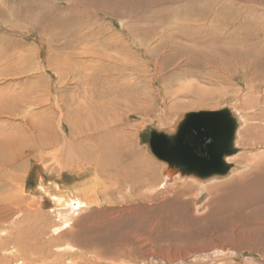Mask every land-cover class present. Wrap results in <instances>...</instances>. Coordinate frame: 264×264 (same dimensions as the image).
Wrapping results in <instances>:
<instances>
[{
  "label": "rangeland",
  "instance_id": "obj_1",
  "mask_svg": "<svg viewBox=\"0 0 264 264\" xmlns=\"http://www.w3.org/2000/svg\"><path fill=\"white\" fill-rule=\"evenodd\" d=\"M0 72V103L33 102L30 110L46 121L38 137L46 133L56 144L65 131L71 140L74 126L95 147L92 133L114 120L140 161L153 162L134 180L114 181L103 171L75 177L77 160L61 153L62 143L33 147L24 135L15 149L31 146L23 166L16 167L11 150L1 158L0 199L10 202L0 201V264H264V197L247 202L264 192L263 183L215 216L223 185H188L189 177H177L161 190L164 161L149 145L152 126L172 133L186 114L230 109L246 118L261 143L241 137L246 150L224 180L252 172L264 180V0H0ZM90 74L94 80L83 84ZM105 75L114 81L102 83ZM106 89L117 93L92 98ZM57 103L75 111L70 125L55 120ZM22 119L3 118L0 126L15 132ZM255 157L258 166L248 165ZM12 173L22 176L18 187L9 186ZM90 181L99 185L100 200L56 237V191ZM21 200V208L10 210ZM20 233L31 247L16 251L11 244L21 242ZM66 243L80 249L56 250ZM26 248L39 253L29 259L21 252Z\"/></svg>",
  "mask_w": 264,
  "mask_h": 264
},
{
  "label": "bare ground",
  "instance_id": "obj_2",
  "mask_svg": "<svg viewBox=\"0 0 264 264\" xmlns=\"http://www.w3.org/2000/svg\"><path fill=\"white\" fill-rule=\"evenodd\" d=\"M94 76H95L94 74L86 75L82 83L88 85L91 81L94 80ZM87 77H88V80H86ZM100 78H102L101 79L102 83L109 85L110 83L114 81L115 76L105 75L104 77H100ZM111 90L112 89H108L107 91L106 89L105 91L104 90L100 91V93L98 94L95 92L94 94H92V98H97L100 95L101 96L108 95V94L111 95L113 92L117 93L114 90L112 91ZM87 92L88 91H85L83 96L80 95L77 98L80 99L81 101H82V98L87 99L88 97L86 94ZM12 95L14 97L15 94H12ZM32 103L30 104L29 102L27 105H24V107L23 105H16L14 102L8 105L0 103V120L3 118L13 119V118L20 117V116L23 118L22 119L23 125L21 126V128L19 127L18 129H15V132H14V128L12 127L9 128L7 126H0V164L2 167L5 168V165L1 161V158L6 157V152L8 150H11L15 154V155L13 154V161L15 165L18 161V165L16 166L17 168H20L21 166H23V163L25 162L24 159H27V157L25 156H31L29 155L31 153L29 152H28L29 154L27 153L28 150L31 151L30 150L31 146L29 145L23 148L21 151L18 150L20 154H17L18 152H16L15 150L17 148V145L20 143V141L23 140V138L21 137H24V135L31 136V138H33L32 141L35 144L33 147H36L38 142H40L46 147L49 146L48 148H54L57 145L62 143L63 147L60 150L61 153L63 150H67L68 156L70 158L77 160L76 164L73 166L74 168H72V174L75 177L76 175L79 176L82 173H87L88 171H92L95 176L97 175L99 171H103V172H107V174L110 175L114 181H123V180L128 181V180H134L136 175L137 176L141 175V172H145V173L148 172L149 166L151 164L153 165V162L146 163L147 161H144V162L140 161L142 157L141 153L139 152L134 153L133 149H135V147H133L132 145H129V142H130L129 133L126 132L125 128H122L121 122L114 121V120L106 123L103 129H101V127L96 128L95 130H98V134L94 135L92 133L91 140H97L98 142V145H96L95 147H91V146L87 147L86 142L87 140L90 142V139L88 137H83V138L77 137V130L74 126L70 127V131H71L70 137L72 138L71 140H68V137L65 136V131H62L61 133L62 136L61 135L59 136L60 143H57L58 142L57 141L56 144L52 142V140L46 133L44 134V136L38 137L37 133L43 132L42 130H44L45 128L46 121L44 118H42L41 116L42 114L40 115L37 112L35 113L34 111L30 110L33 107V105H35ZM82 103L85 104V102H82ZM261 103L264 105V101ZM69 107L63 103L62 104L60 103L59 105L57 103L55 106H53L52 110L56 114L55 120L58 117L59 123H62L65 121L69 124L70 122H72L75 111H73V109ZM79 107L80 105L76 107V110H78ZM114 112L115 111L113 110V113ZM232 112L236 115L237 119L239 120L240 125H239V129L236 135V138L239 139V142H238V139H235V147L237 151L227 158V163L231 167L234 166L235 160L238 157H240L241 155L240 153L243 151L245 152L246 150L245 148L246 146H244L245 143H241L240 141L241 137L252 136L251 141H253L254 139H258L257 143H261V140H260L261 136L256 134L255 131H252L251 129L247 128L248 126H247L246 118L243 117L239 113L237 115L233 110ZM248 144L253 146L252 142L250 143L248 142ZM39 151L41 152L39 153L40 155L39 157H43L45 154V150H39ZM162 163L165 165V170H163V177L158 187L163 186L165 183L170 185V183H172L174 179H178L177 177H182V178L189 177L187 178L190 180V182L187 183L188 185H203V186L204 185H216V186L223 185L220 187L222 188L221 191L223 193L214 199L217 206L212 209V215H215V216L224 214L225 211L228 210L226 207L233 206L232 203H236L239 197L245 196L246 195L245 193H247V191H250L253 185L259 186L260 181L263 183L261 184L264 185V180L254 177L255 173L253 172L250 173L249 175H246L243 172L245 176L244 174L240 176L236 175V177H233L230 180H224L225 178L229 177V172L227 176L225 175V176H216V177H212L209 179H199L195 176H182L180 173H174L169 169L167 163L165 162H162ZM247 163L250 166L252 165L254 167L258 166L257 165L258 163H256V157L247 159ZM247 167L249 168V166ZM21 179H22L21 175L17 173L16 174L12 173L11 185L9 186L18 187V185H16V181L21 180ZM199 180L202 182H200ZM222 180L224 181L214 184V181H222ZM96 182H97V179H96ZM2 186L3 185H0L1 188ZM98 186L99 185L95 184V181L85 182L80 185H78V182H77V184L73 185V187L70 190L62 192V190L60 189L59 191H56L57 195L53 197V200L55 203L51 206V208L55 210V213H57L59 221H60V224L53 228V233L56 234L55 235L56 237L60 238V237L67 235L69 232L68 231L69 229L67 230V228L69 227V225L71 226V223L74 221V216L78 215L84 208L87 209L89 207H92L97 202V199H99V195H100V190L98 189L99 188ZM113 186H116V190H117L118 185H113ZM206 188L210 190V187H206ZM160 189L162 190L163 187H161ZM148 190L152 191L154 189L150 188ZM103 193H105L106 195L108 194V191L104 190ZM263 193H259L255 195L256 197L253 196L254 198L248 195L250 197L247 199V202L248 203L254 202V204L255 202H259L264 197ZM4 199H6V201L9 204L10 199H8L7 196L5 198H1L0 201H3ZM23 204H24L23 200L17 202L16 205L11 204L9 205L10 210L11 209L17 210L18 208H21ZM9 206L7 208H9ZM0 211L2 210L0 209ZM73 225H72V228H73ZM6 233L7 232H2L3 235H5ZM17 239L19 241L21 240V242H18L17 240H15L11 244V246L14 245L12 248L15 249L16 251H20L19 248H22V245L23 246L26 245L28 246V248L31 247V244H28V243L25 244L23 242L24 240H26V236L24 234L20 233V236L17 237ZM66 244L67 245L64 244L65 246H62V245L57 246L56 250L58 252L74 254L76 250L80 249V246L75 245L74 243H66ZM28 248L25 249L26 250L25 253L23 252V250L21 252L24 254L25 257L29 259L30 257H33L39 253L37 252V250H35V252L28 251V254H27ZM21 260L23 261L24 259L20 258L19 261ZM164 264H166V262H164Z\"/></svg>",
  "mask_w": 264,
  "mask_h": 264
},
{
  "label": "water",
  "instance_id": "obj_3",
  "mask_svg": "<svg viewBox=\"0 0 264 264\" xmlns=\"http://www.w3.org/2000/svg\"><path fill=\"white\" fill-rule=\"evenodd\" d=\"M239 120L230 109L186 114L173 133L150 128V150L182 176L209 179L228 174L227 158L234 154Z\"/></svg>",
  "mask_w": 264,
  "mask_h": 264
}]
</instances>
